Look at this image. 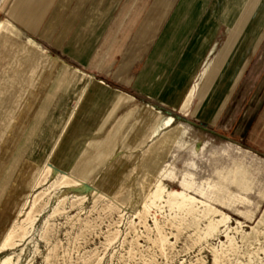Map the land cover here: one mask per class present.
<instances>
[{
  "label": "crops",
  "instance_id": "1",
  "mask_svg": "<svg viewBox=\"0 0 264 264\" xmlns=\"http://www.w3.org/2000/svg\"><path fill=\"white\" fill-rule=\"evenodd\" d=\"M4 12L29 44L23 64L0 69L2 104L28 107L24 121L33 123L19 141L26 162L37 165L30 149H50L47 157L63 129L61 147L70 130L79 146L120 108L127 115L136 106H144L137 128L145 141L166 116L189 114L203 133L264 155V0H9ZM178 130L157 149H169ZM192 145L190 175L197 160L217 175L202 184L206 195L214 186L238 195L231 186L250 187L249 172L264 181V162L247 150Z\"/></svg>",
  "mask_w": 264,
  "mask_h": 264
},
{
  "label": "rangeland",
  "instance_id": "2",
  "mask_svg": "<svg viewBox=\"0 0 264 264\" xmlns=\"http://www.w3.org/2000/svg\"><path fill=\"white\" fill-rule=\"evenodd\" d=\"M1 2L2 0L0 9ZM8 2L9 0L6 5ZM4 9L0 10V16L7 18ZM8 35L14 41L8 45H0V69L19 62L23 64L25 48L29 49V44L20 33L14 37L10 33ZM6 92L4 91L5 94ZM1 95L3 90L0 89ZM2 101L0 99V161L4 160V169L1 170L0 182L4 177L11 179L0 189V225L4 220L2 212L11 213L22 220L24 214L18 212L22 208L29 210L33 205V214L38 216L28 239L14 249L6 248L1 251L0 259L10 255L14 264H27L30 260L31 264H264V194L259 192L264 181L257 173L249 172V179L245 181L250 183V187L240 189L231 186V190L238 195L221 192L220 186H214L206 195L202 184L206 185V179L212 183L217 180V175L212 173L211 162L205 165L203 162L206 160H197L196 174L190 175L188 149L179 150L178 145L182 144L181 140L197 146H202L205 140H210L216 146L233 144L234 147L247 150L249 157L264 162V155L260 151L247 149L241 142L236 144L234 141L203 133L187 121L191 119L189 114L184 117L186 120L176 119L161 135L145 141L142 131L137 128L140 126L137 120L144 107H133L126 116V110L123 111L125 108L122 107L115 117H111L110 122L94 133L97 138L95 140L93 136L81 139L82 144L76 146L77 140L72 139L74 131L70 130L58 151L60 157L57 158V165L47 181L35 187L26 184L28 187L23 188L21 184L26 181L27 169L31 164L23 160L24 150H17L16 145L33 123L24 121L27 116L25 109L28 107L2 104ZM75 122L73 123L76 124ZM177 128L179 130L174 139L176 142L172 138L165 144L166 148L171 145L169 149H157L164 143L165 136ZM146 131L150 134L151 129ZM91 141H95L92 147L85 145ZM129 141L133 146L140 145V141L144 143L142 147L124 149V146L130 145ZM108 144L113 145L114 149H103ZM79 149H90V158L94 157L95 160L90 167L88 159L83 162L86 164L73 163L72 167H79L80 170L67 179L70 183H63L64 170L71 169L66 164L70 157L77 158ZM49 150L30 149L29 156L37 159V165L33 166H42ZM208 154L209 151L206 157H209ZM228 163L229 160L222 166ZM91 170L94 171L91 173ZM89 172L86 181L83 180ZM147 172L150 174L145 177ZM159 179L168 191H184L209 205L184 202L178 195L168 192H164L161 198H146ZM19 199L23 201L20 207L16 206ZM167 218H170L168 222ZM216 258H219L218 262Z\"/></svg>",
  "mask_w": 264,
  "mask_h": 264
},
{
  "label": "bare ground",
  "instance_id": "3",
  "mask_svg": "<svg viewBox=\"0 0 264 264\" xmlns=\"http://www.w3.org/2000/svg\"><path fill=\"white\" fill-rule=\"evenodd\" d=\"M8 33H10L11 35L14 36H17L20 32L19 30L16 28V26L10 21L8 20L6 17L4 16H0V45H3V41L4 40H8V43L14 41V39L12 37H10L8 35ZM31 43L33 44H36L33 40H30ZM8 43H6V45H8ZM40 45V44H39ZM32 47V46H31ZM22 48V47H21ZM44 49V48H43ZM21 50V49H20ZM43 51V50H42ZM21 56V55H20ZM31 58V57H30ZM40 58V57H39ZM18 61V60H17ZM21 63V62H20ZM86 73V72H85ZM2 84V83H1ZM108 85V84H107ZM2 86V85H1ZM109 86V85H108ZM95 87V86H94ZM86 88V87H85ZM194 88V87H193ZM98 89V88H97ZM107 89V88H106ZM194 91V90H193ZM85 92V91H84ZM197 92V91H196ZM100 93V92H99ZM11 94V93H10ZM83 94V93H82ZM98 95V94H97ZM190 96V95H189ZM104 98V97H103ZM4 102V100H3ZM144 102V101H143ZM142 103V101H141ZM74 105V104H73ZM94 105V103H93ZM120 105V104H119ZM144 107V106H143ZM93 108V107H92ZM129 108V107H128ZM113 109V108H112ZM1 111V110H0ZM100 111V110H99ZM161 111V110H160ZM78 112V111H77ZM110 112V111H109ZM113 112V111H112ZM116 112V111H115ZM134 112V111H133ZM129 113V112H128ZM132 113V112H131ZM135 114V113H133ZM78 115V114H77ZM120 115V114H119ZM71 116V115H70ZM126 116V115H125ZM131 116V115H129ZM97 117V116H96ZM109 117V116H108ZM106 117V118H108ZM115 117V116H114ZM91 118V117H90ZM105 118V119H106ZM124 118V117H123ZM129 118V117H127ZM136 118V117H135ZM70 119V117H69ZM77 119V118H76ZM123 121V119H121ZM131 120V118H130ZM96 121V120H95ZM106 121V120H105ZM70 122V121H69ZM109 122V121H108ZM126 122V121H125ZM124 122V124H125ZM174 122V118L173 116H166L165 118L162 119V121L155 126V128L153 129L152 133H151V137L150 139H153V137L155 136H158L162 133V131L166 128V127H169L173 124ZM76 123V122H75ZM115 123V122H114ZM122 123V122H121ZM68 124V123H67ZM116 124V123H115ZM78 125V124H77ZM119 125V124H118ZM90 126V125H89ZM104 126V125H103ZM69 127V126H68ZM109 127V126H108ZM122 127V125H121ZM124 127V126H123ZM122 127V128H123ZM102 128V127H101ZM121 128V129H122ZM129 128V126H128ZM117 129V128H115ZM118 130V129H117ZM127 130V129H126ZM115 131V130H114ZM67 133V128L66 129H63L61 134H60V137L58 139V141L56 142L55 144V147L50 151V153L47 155L46 157V160L44 161L43 165L40 166V167H35L33 166L32 164L30 165V167L27 169V174H26V181L23 182L21 184V187L25 188V187H28L26 184H30V187H35L36 185H40V184H44V182L47 181L49 175L52 174V172L54 171L55 167H56V162H57V158L60 157L58 155V151L61 149V142H62V139L65 137ZM121 133V132H120ZM184 133V131H183ZM21 135V134H20ZM20 135H18V137H20ZM115 135H118L117 133ZM63 137V138H62ZM74 138V137H73ZM114 138V137H113ZM117 138V136H116ZM112 139V138H111ZM115 139V138H114ZM100 140V139H98ZM181 140V139H180ZM178 141V140H177ZM182 141V144L178 145L179 146V149H192L193 148V145L188 142L187 140H181ZM176 142V141H175ZM21 144L22 143H17L16 147H17V150L20 149L21 147ZM68 144H69V141H68ZM95 144V141H91L88 143L89 147H92L93 145ZM113 144V143H112ZM109 145V144H108ZM112 146V145H111ZM108 147V146H107ZM197 147V146H196ZM105 148V147H104ZM178 149V148H177ZM194 149V148H193ZM207 149V148H206ZM89 150L90 149H79L78 151V156L77 158L73 159V158H69V162L66 164L67 166H69L71 169L70 170H64V178H65V181L63 183H70L69 179L71 176L75 175L80 169L79 167H72V164L73 163H79V162H84L85 159H88V161L90 160L89 162V167L90 165L92 164V161L95 160V158L93 159L92 157L90 158V154H89ZM65 151V149H64ZM197 151V149H196ZM74 152V151H73ZM102 152V150H101ZM129 152V151H128ZM100 155V154H99ZM63 156V155H62ZM61 156V158H62ZM96 157V156H95ZM104 159V158H103ZM105 159L106 156H105ZM108 160V159H107ZM102 161V160H101ZM106 161V160H105ZM99 162V161H98ZM83 164H86V163H83ZM195 166V165H194ZM85 167V166H84ZM98 167V166H96ZM82 168V167H81ZM87 168V167H86ZM193 168V167H191ZM4 169V160H1L0 161V175H1V170ZM91 169V168H90ZM88 169V170H90ZM84 171V170H83ZM94 171V170H93ZM91 170V173L93 172ZM191 171H195L194 168L191 169ZM87 171H85L86 173ZM80 174H82L80 172ZM90 172L84 177L83 180H85L88 176H89ZM148 174H150V172H147L145 177L148 176ZM59 175V174H58ZM63 178V177H62ZM73 178V177H72ZM75 178V177H74ZM83 178V177H82ZM76 179H77V175H76ZM80 179V177H79ZM155 179V178H154ZM62 180V179H61ZM82 180V181H83ZM86 181V180H85ZM82 183V182H81ZM84 183V182H83ZM58 185V184H57ZM72 185V184H71ZM77 185V184H75ZM74 185V186H75ZM65 186V185H64ZM57 188V187H56ZM60 188V187H59ZM95 190V189H94ZM51 192V191H50ZM164 192H168L169 194L171 195H178L180 199H182L184 202L186 201H189L190 203H193V204H202V205H209V203H207L206 201L196 197L195 195H192V194H187L186 192L184 191H179V190H173V191H168V189L166 188V186L163 184V182L159 179L157 180V182L154 184V187L148 192L147 197H151L152 199H156V198H161L162 194ZM47 193V192H46ZM99 193V192H98ZM21 194V193H20ZM38 194V193H37ZM42 195V194H41ZM40 195V196H41ZM107 195V194H106ZM46 196V195H45ZM36 197V196H35ZM38 197V196H37ZM22 198V197H20ZM67 198V197H66ZM83 198H85V196H83ZM146 198L144 199V201L146 200ZM35 199V198H34ZM40 199V198H39ZM79 199V198H78ZM77 199V201H78ZM37 200V199H36ZM73 200V199H72ZM150 200V199H149ZM164 200V199H163ZM181 200V201H182ZM39 201V200H38ZM74 201V200H73ZM80 201V200H79ZM166 201V200H165ZM22 200L19 199L17 202H16V206H21L22 205ZM48 202V201H47ZM76 203V201H74ZM26 203V202H25ZM38 203V202H37ZM79 203V202H78ZM77 203V204H78ZM176 203H178L176 201ZM39 204V203H38ZM45 204V203H44ZM60 204V203H59ZM58 204V205H59ZM66 204V203H65ZM82 204V203H81ZM120 204V203H119ZM118 204V205H119ZM123 204V203H122ZM149 204V203H148ZM156 204V203H155ZM158 204V202H157ZM184 204V203H183ZM191 204V205H193ZM24 205V204H23ZM40 205V204H39ZM42 205V204H41ZM57 205V206H58ZM75 205V204H74ZM165 205V204H164ZM179 204H177L178 206ZM123 206V205H122ZM150 206V205H149ZM153 206V205H152ZM160 206V205H159ZM163 206V205H162ZM44 207V206H43ZM61 207V206H60ZM65 207V206H64ZM76 207V206H74ZM121 207V205H120ZM148 207V206H147ZM157 206H155L156 208ZM173 207V205H172ZM170 207V208H172ZM179 207V206H178ZM198 207V206H197ZM17 208V207H16ZM38 208V207H37ZM119 208V207H118ZM122 208V207H121ZM174 208V207H173ZM195 208V206H194ZM113 209V208H112ZM178 209V208H177ZM36 210V209H35ZM34 210V211H35ZM56 210V209H55ZM66 210V209H65ZM148 210V209H147ZM38 211V210H37ZM63 211V210H62ZM80 211V210H79ZM78 211V212H79ZM111 211V209H110ZM113 211H116L115 209ZM118 211V210H117ZM121 211V210H120ZM152 211V210H151ZM65 212H68V211H65ZM140 212V211H139ZM20 213H23L24 215V218L22 220H19V218H17V216H12L11 213H7V212H2V220L3 222L1 223L0 225V252L1 251H4L6 248H9V249H14L15 247L21 245L24 241H26L29 237V234L31 233V231L35 228L34 227V224H35V220L37 218L38 215L36 214H33V205L32 207H30L29 210L27 209H21L19 212ZM160 213V211L158 210V214ZM185 213V212H184ZM122 214V213H121ZM120 214V215H121ZM173 214V213H172ZM178 214V212H177ZM186 214V213H185ZM161 215V214H160ZM21 216V215H20ZM122 216V215H121ZM164 216V215H163ZM166 216V215H165ZM177 216V215H176ZM52 217V216H51ZM137 217V216H136ZM169 217H170V214H169ZM72 218V217H71ZM140 218V217H139ZM73 219V218H72ZM159 219V218H158ZM165 219V218H164ZM170 219V218H169ZM168 218L166 219V222H168L167 220H169ZM173 219V218H172ZM139 220V219H138ZM153 220V219H152ZM174 220V219H173ZM178 220V219H176ZM223 220V219H222ZM225 220V219H224ZM130 221V220H129ZM142 221V220H141ZM174 222V221H173ZM223 222V221H222ZM9 223V224H8ZM50 223V222H49ZM116 223V222H115ZM221 223V222H220ZM142 224V223H141ZM147 224V223H146ZM174 224V223H173ZM224 224V223H223ZM48 225V224H47ZM163 225V224H162ZM165 225V224H164ZM218 225V224H217ZM142 226V225H141ZM213 226V225H212ZM49 227V226H48ZM150 227V226H148ZM152 227V226H151ZM181 227V226H180ZM179 227V228H180ZM155 228V227H154ZM216 228V227H215ZM228 228V227H227ZM52 229V228H51ZM117 229V228H116ZM119 229V228H118ZM148 229V228H147ZM152 229V228H151ZM162 229V228H161ZM170 229V228H169ZM44 230V229H43ZM42 230V231H43ZM49 230V228H48ZM144 230V229H142ZM179 230V229H178ZM122 231V230H121ZM164 231V230H163ZM170 231V230H169ZM216 231V230H215ZM49 232V231H48ZM111 232H113L111 230ZM159 232H162V231H159ZM178 232V231H177ZM47 233V232H45ZM120 233V232H119ZM141 233V232H140ZM143 233V232H142ZM153 233V232H152ZM176 233V232H175ZM185 233V232H184ZM217 234V233H216ZM113 235V234H112ZM126 235V234H125ZM157 235V234H156ZM194 235V234H193ZM169 236V235H168ZM176 236V235H175ZM213 236V235H212ZM45 237V236H44ZM125 237V236H124ZM178 237V236H176ZM200 237V236H199ZM46 238V237H45ZM50 238V237H49ZM110 238V237H108ZM118 238V237H116ZM128 238V237H127ZM134 238V237H133ZM157 238V237H156ZM166 238V237H165ZM47 239V238H46ZM154 239V238H153ZM147 240V239H146ZM158 240V239H156ZM202 240V239H201ZM206 240V239H205ZM231 241V239H229ZM108 241V240H107ZM110 241V240H109ZM168 241V240H167ZM106 242V241H105ZM114 242V241H113ZM125 242V241H124ZM134 242V240H133ZM136 242V241H135ZM157 242V241H156ZM155 242V243H156ZM160 243L163 242V241H159ZM197 242V241H196ZM164 243V242H163ZM162 243V244H163ZM168 243V242H167ZM208 243V242H207ZM206 243V244H207ZM232 243V242H231ZM123 244V243H121ZM136 244V243H135ZM139 244V243H138ZM137 245V244H136ZM153 245V244H151ZM157 245V244H155ZM159 245V244H158ZM263 245V244H262ZM160 246V245H159ZM211 246V245H210ZM209 246V247H210ZM227 246V245H226ZM154 247V246H152ZM166 247V246H165ZM132 248V247H131ZM134 248V247H133ZM137 248V247H136ZM162 248V247H161ZM204 248V247H203ZM211 248V247H210ZM225 248V247H224ZM107 249V248H105ZM138 249V248H137ZM160 249V248H159ZM162 250V249H161ZM201 250V249H200ZM134 251V250H133ZM222 251V250H220ZM232 251V250H231ZM163 252V250H162ZM199 252V251H198ZM230 252V251H229ZM63 253V252H62ZM61 253V254H62ZM127 253V251H126ZM222 253V252H220ZM17 254V253H16ZM59 254V255H61ZM219 254V253H218ZM53 255V253H52ZM227 255V254H226ZM151 256V255H150ZM201 256V255H200ZM20 257V256H19ZM47 257V256H46ZM152 257V256H151ZM52 258V257H51ZM60 258V257H59ZM144 258V257H143ZM197 258V257H196ZM225 258V257H224ZM228 258V257H227ZM13 257L8 255L6 257H4L3 259H0V264H14V262L12 261ZM61 259V258H60ZM202 259V258H201ZM217 262H218V259L219 258H216ZM226 259V258H225ZM223 260V259H222ZM199 261V260H198ZM31 260L27 263V264H31ZM151 262V261H150ZM213 262V261H212ZM220 262V260H219ZM99 263V262H98ZM96 263V264H98ZM146 263V262H145ZM230 263V262H229ZM147 264V263H146ZM191 264V263H190ZM215 264V263H214ZM220 264V263H219ZM224 264V263H223Z\"/></svg>",
  "mask_w": 264,
  "mask_h": 264
}]
</instances>
